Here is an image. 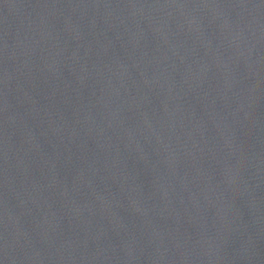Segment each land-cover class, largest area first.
Returning <instances> with one entry per match:
<instances>
[{"label":"water","instance_id":"obj_1","mask_svg":"<svg viewBox=\"0 0 264 264\" xmlns=\"http://www.w3.org/2000/svg\"><path fill=\"white\" fill-rule=\"evenodd\" d=\"M0 264H264V0H0Z\"/></svg>","mask_w":264,"mask_h":264}]
</instances>
